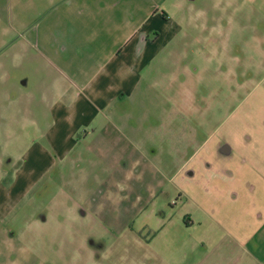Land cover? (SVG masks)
Masks as SVG:
<instances>
[{
  "label": "crops",
  "instance_id": "crops-1",
  "mask_svg": "<svg viewBox=\"0 0 264 264\" xmlns=\"http://www.w3.org/2000/svg\"><path fill=\"white\" fill-rule=\"evenodd\" d=\"M207 2L200 17L226 6L233 25L238 15L246 29L253 21L255 27L259 22L264 26V0ZM194 3L1 1L7 50L18 52L22 86L35 89V100L51 108L52 125L27 152L7 190L0 186V217L12 214V203L20 204L34 189L43 195L57 186L62 203L72 198L80 203V213L64 205L69 218L98 211L105 218L116 214L126 219L142 210H125L124 205L126 195L140 189L150 197L153 213L165 214L164 204H170V213L181 212L187 227L202 228L207 256L192 264H264V117L234 139L235 112L247 99L245 94L237 102V93L247 83L235 81L227 101L220 100L219 89L205 96L202 85L187 78L197 68L177 62L185 51L173 44L183 39V26L171 15L170 4L183 8ZM208 23L205 38L213 45L216 26L213 20ZM218 52L212 48L209 56ZM173 66L185 67L175 96L169 93L172 79L166 77ZM221 105L234 107L222 119ZM252 118L239 114L238 121ZM166 155L185 156L177 157L171 172ZM138 171L142 179H136ZM94 182L100 186L91 192ZM51 214L38 215L35 232H20L34 234L43 245L45 233L39 227L48 224ZM115 226L127 227L122 221Z\"/></svg>",
  "mask_w": 264,
  "mask_h": 264
},
{
  "label": "rangeland",
  "instance_id": "rangeland-1",
  "mask_svg": "<svg viewBox=\"0 0 264 264\" xmlns=\"http://www.w3.org/2000/svg\"><path fill=\"white\" fill-rule=\"evenodd\" d=\"M207 3V0H197V4L183 5V8H174L175 4H170L171 15L183 26V39L180 36L179 41L173 44V49L185 51L183 59L178 58L177 62L197 68V72H189L187 78L200 83V91L205 96H209L212 89H219L220 100L227 101L235 81L236 84L243 81L247 83L246 89L237 93V102L245 94L247 98L246 105L237 107L235 112L237 121L234 123V139L239 140L241 134L264 117V107L261 106L264 101V26L259 22L257 25L260 28L255 27L253 21L246 29L244 19L238 15L233 25L232 11L226 6H220L218 11L207 17H200V9L207 8ZM159 12L163 14L161 10ZM212 20L216 28L211 38L216 45L205 38L209 35V28H203L211 26L208 22ZM3 29L4 25L0 24V186L7 190L27 152L51 127L52 115L47 104L37 102L33 97L36 95L38 98L35 89L22 86L25 76L20 68V58L15 56L18 52L11 55L7 50L9 42H5L7 40ZM212 48L219 52L209 56ZM184 69L173 66L172 73L166 75L168 80L172 79L169 93L174 96L177 94L176 89L181 90L178 78ZM249 91L251 95L247 97ZM227 109L233 110L234 107L220 106L218 114L221 119L227 116ZM244 113L253 117L252 120L238 121L239 114ZM184 156H165V159L172 161L169 166L171 172L175 170L177 157ZM137 173L136 179H142L143 172ZM98 186L100 183L94 182L89 190L93 192ZM59 190L56 186L48 194L42 195L34 189L20 204L15 206L12 203V207H15L12 214L6 218L0 217V264H192L207 256V250L204 246L202 248L200 239L202 228L187 227L186 221L179 215L181 212H177L178 207L175 210L178 214L170 213V204H164L165 214L158 213V209L153 213L154 205L148 201L150 197L144 190L139 189L131 196L126 195L125 210L135 206L142 209L126 219L116 214L105 218L98 211L90 213L86 218L82 214L80 218H69L64 205H74L75 211L77 209L80 213V203L74 198L70 201L62 200L65 201L62 203L61 199H57L61 196ZM7 192L4 194L7 195ZM126 193L124 191L123 194ZM47 211L52 213V218L44 228L39 227L45 233L43 245L35 241L34 234L27 239V253H19L17 247L20 246L12 247L8 244L14 230L20 232L30 228L35 232L38 215ZM121 221L126 223V228L115 226ZM69 223L71 233L66 230ZM9 243L13 244V241ZM214 257H217L216 254Z\"/></svg>",
  "mask_w": 264,
  "mask_h": 264
},
{
  "label": "flooded vegetation",
  "instance_id": "flooded-vegetation-1",
  "mask_svg": "<svg viewBox=\"0 0 264 264\" xmlns=\"http://www.w3.org/2000/svg\"><path fill=\"white\" fill-rule=\"evenodd\" d=\"M13 238L10 240V241H13V244L9 243L10 241H8V244L12 247H17V246H20V247H17L20 252L19 253H22V251L24 253H27L28 251V238H30L33 234H27V233H24V232H17V230H14L13 233ZM11 234L9 235L11 237ZM30 235V236H29ZM31 240V239H30Z\"/></svg>",
  "mask_w": 264,
  "mask_h": 264
}]
</instances>
